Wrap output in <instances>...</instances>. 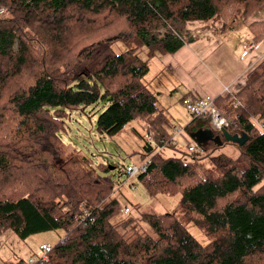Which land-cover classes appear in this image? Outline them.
<instances>
[{
	"label": "trees",
	"instance_id": "16d2710c",
	"mask_svg": "<svg viewBox=\"0 0 264 264\" xmlns=\"http://www.w3.org/2000/svg\"><path fill=\"white\" fill-rule=\"evenodd\" d=\"M263 3L0 0V236L10 231L25 240L62 230L45 260L32 264H264V58L236 93L213 98L233 130L224 131L241 136L238 143L224 141L205 116H189L182 128L188 140L209 128L221 142L214 149L233 145L235 158L209 156L212 142L197 158H161L143 144L148 160L137 180L150 195H179L175 210L140 216L155 239L137 232L132 219L111 222L121 208L111 198L108 168L87 171L78 152L65 157L58 136L71 113L106 101L94 120L98 135L111 137L138 120L158 147L168 145L167 118L142 83L149 61L195 40L186 23L224 29ZM247 29L253 45L264 39V20ZM113 44L124 50L115 53ZM189 223L207 243L187 232Z\"/></svg>",
	"mask_w": 264,
	"mask_h": 264
},
{
	"label": "rangeland",
	"instance_id": "374dc122",
	"mask_svg": "<svg viewBox=\"0 0 264 264\" xmlns=\"http://www.w3.org/2000/svg\"><path fill=\"white\" fill-rule=\"evenodd\" d=\"M211 26H215V24H209L206 27L211 28ZM191 35L195 37V34ZM111 49L115 53H119L124 50V47L120 44H113ZM156 97L158 108H161L164 114L167 115L168 121L165 125V131L168 135H173L174 145L172 146L168 144L158 147L152 140V136L143 129V123L138 120L129 122L111 137L98 135L95 131L94 120L106 105V101L99 102L94 107V110L88 107L83 109L81 113H71L70 119L65 120V129L58 134L65 157L70 156L72 152H78L86 159L83 167L87 171L96 170L100 172L99 165L108 168L107 173L110 174L114 184L111 198L119 203L121 210L123 208L128 209L127 213H119L111 222L132 219L137 232L146 234L153 239L156 238L155 233L146 223L140 221V216L142 214L160 215L175 210L179 195H150L137 180L136 176L127 178L122 170L126 166H138L143 159L148 158L147 156L141 157L143 153L142 146L145 142H148L154 148L153 153L158 154L161 158H182V153H187L186 137L184 134L182 136L174 135V129L183 131L184 125L190 121L189 115L180 105L181 93L179 91L175 93L163 92ZM227 121L230 122L229 120ZM253 122L257 127L261 126L257 120H253ZM227 129L230 132L233 131L231 124ZM206 134L207 132H200V140H203V136ZM212 147L214 149L216 144ZM212 147L211 150L206 151L209 156L223 153L230 158H235L237 155L236 148L233 145H223L214 150ZM203 154H205V151L197 154L196 158L202 157ZM207 159L208 157L206 156L202 162L206 164ZM186 230L200 244L204 245L208 242L202 232L191 223L187 224ZM130 234H133L132 231L126 230V235ZM62 236V230H55L35 234L25 240H20L10 231H4L0 236V264H11L18 260L22 261L23 264H27L28 260L34 261L40 255V245H46L50 248Z\"/></svg>",
	"mask_w": 264,
	"mask_h": 264
},
{
	"label": "crops",
	"instance_id": "0c3cea01",
	"mask_svg": "<svg viewBox=\"0 0 264 264\" xmlns=\"http://www.w3.org/2000/svg\"><path fill=\"white\" fill-rule=\"evenodd\" d=\"M260 20H264V3L243 22L224 29L219 24L209 28L205 23H186L185 30L195 34V40L173 54L155 55L148 63L143 85L157 96L179 91L181 98L195 99L236 93L246 74L264 58V39L241 57L242 45L251 40L247 26Z\"/></svg>",
	"mask_w": 264,
	"mask_h": 264
},
{
	"label": "built area",
	"instance_id": "2783aa9c",
	"mask_svg": "<svg viewBox=\"0 0 264 264\" xmlns=\"http://www.w3.org/2000/svg\"><path fill=\"white\" fill-rule=\"evenodd\" d=\"M0 14H2V9H0ZM255 45L251 42H247L242 45L241 57L246 56L249 52L254 49ZM180 105L184 108L186 113L191 117L205 116L208 127L213 131H221L228 128L230 123L225 120L216 110L213 105V98L209 96H203L200 98L190 99L188 97H182ZM182 131L174 129V135L181 136ZM169 145H174L173 135L169 136ZM203 147L195 143L192 139H189L186 143V151L189 154H200L202 153ZM148 158L142 160V163L138 166H126L124 168V174L127 178H132L143 174L147 166ZM84 212V211H83ZM122 213H127L128 209L123 208ZM50 248L46 245H40L39 251L40 255L35 261L45 260L46 254L49 252ZM32 260H28L27 264H32Z\"/></svg>",
	"mask_w": 264,
	"mask_h": 264
},
{
	"label": "water",
	"instance_id": "95a60500",
	"mask_svg": "<svg viewBox=\"0 0 264 264\" xmlns=\"http://www.w3.org/2000/svg\"><path fill=\"white\" fill-rule=\"evenodd\" d=\"M200 132H207V134L203 136V140L199 138ZM221 135L226 142L238 143L241 140V136H230L229 133L224 130H221ZM189 137L200 146H204L207 142H212L216 144V146H220L221 144L219 137L213 136L209 128L198 130L194 134L189 135Z\"/></svg>",
	"mask_w": 264,
	"mask_h": 264
},
{
	"label": "bare ground",
	"instance_id": "6f19581e",
	"mask_svg": "<svg viewBox=\"0 0 264 264\" xmlns=\"http://www.w3.org/2000/svg\"><path fill=\"white\" fill-rule=\"evenodd\" d=\"M205 121V120H204Z\"/></svg>",
	"mask_w": 264,
	"mask_h": 264
}]
</instances>
